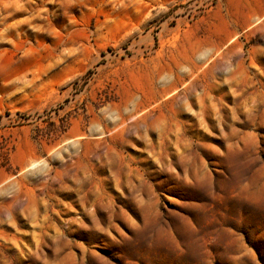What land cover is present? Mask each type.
Here are the masks:
<instances>
[{
	"label": "rangeland",
	"instance_id": "374dc122",
	"mask_svg": "<svg viewBox=\"0 0 264 264\" xmlns=\"http://www.w3.org/2000/svg\"><path fill=\"white\" fill-rule=\"evenodd\" d=\"M0 264H264V0H0Z\"/></svg>",
	"mask_w": 264,
	"mask_h": 264
}]
</instances>
